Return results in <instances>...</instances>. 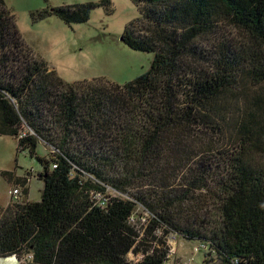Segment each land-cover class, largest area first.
I'll return each mask as SVG.
<instances>
[{
	"label": "trees",
	"instance_id": "obj_1",
	"mask_svg": "<svg viewBox=\"0 0 264 264\" xmlns=\"http://www.w3.org/2000/svg\"><path fill=\"white\" fill-rule=\"evenodd\" d=\"M131 1L122 41L153 59L118 84L64 81L0 0V134L43 183L39 200L0 208V255L170 264L175 236L220 264H264V0ZM94 6L38 16L84 23ZM16 181L27 197L29 179Z\"/></svg>",
	"mask_w": 264,
	"mask_h": 264
},
{
	"label": "rangeland",
	"instance_id": "obj_2",
	"mask_svg": "<svg viewBox=\"0 0 264 264\" xmlns=\"http://www.w3.org/2000/svg\"><path fill=\"white\" fill-rule=\"evenodd\" d=\"M3 1L14 14L24 42L64 81L104 78L124 84L145 72L151 64L153 53L134 50L121 39L125 28L139 17L138 9L131 0ZM87 2L95 6L84 23L68 25L54 13L38 16L39 12L53 7ZM37 153L39 156L46 155L47 146L43 142L38 146ZM3 171L10 176L2 175ZM39 171L41 164L34 157H30L27 151H17L14 137L0 134V206L8 201L7 191L14 174L17 178L29 179L28 196L23 194L21 197L20 194L18 198L39 200L43 186L38 178ZM133 217L132 222L141 229L146 219L141 207H137ZM170 244V264H209L215 259H205L203 252L193 251L192 242L180 237H170ZM129 257L132 259L134 255ZM19 260L23 263L24 259Z\"/></svg>",
	"mask_w": 264,
	"mask_h": 264
},
{
	"label": "water",
	"instance_id": "obj_3",
	"mask_svg": "<svg viewBox=\"0 0 264 264\" xmlns=\"http://www.w3.org/2000/svg\"><path fill=\"white\" fill-rule=\"evenodd\" d=\"M123 40V37H121ZM0 264H23L15 254L0 255ZM209 264H220L218 259H213Z\"/></svg>",
	"mask_w": 264,
	"mask_h": 264
},
{
	"label": "built area",
	"instance_id": "obj_4",
	"mask_svg": "<svg viewBox=\"0 0 264 264\" xmlns=\"http://www.w3.org/2000/svg\"><path fill=\"white\" fill-rule=\"evenodd\" d=\"M21 187L20 186H16V187H12L10 190H9V195L10 197L12 198V200H16V199H19L18 197L20 196L21 194ZM100 197V196H99ZM205 249V245L204 244H201V245H197V246H194L193 247V251L198 253L200 252L201 250H204Z\"/></svg>",
	"mask_w": 264,
	"mask_h": 264
},
{
	"label": "crops",
	"instance_id": "obj_5",
	"mask_svg": "<svg viewBox=\"0 0 264 264\" xmlns=\"http://www.w3.org/2000/svg\"><path fill=\"white\" fill-rule=\"evenodd\" d=\"M16 179H17V176L14 174L13 176H12V179H11V187L10 188H12V187H14L16 184ZM29 184V183H28ZM17 186V185H16ZM10 188L8 189V191L10 190ZM8 191H7V193H8ZM27 196H28V192H27ZM22 200V199H21ZM15 203V200H12V198L10 197V195H9V193H8V201H7V203L5 204V205H2V206H0V208H5L6 206H8L9 204H11V203Z\"/></svg>",
	"mask_w": 264,
	"mask_h": 264
}]
</instances>
